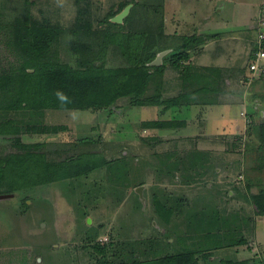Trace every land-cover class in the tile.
Wrapping results in <instances>:
<instances>
[{"label":"rangeland","instance_id":"obj_1","mask_svg":"<svg viewBox=\"0 0 264 264\" xmlns=\"http://www.w3.org/2000/svg\"><path fill=\"white\" fill-rule=\"evenodd\" d=\"M241 1L0 0V72L8 71L12 63L17 64L7 43L13 37L14 25L33 26L34 21L48 27L53 39L44 55L77 67L79 53L75 45H97V36L103 32L107 19L112 20L126 3L133 2L125 29L136 32L145 28L147 33L145 41L134 51L144 56L154 40L152 52L170 49L164 61L165 95L174 96L184 90L181 79L186 66H219L224 78L220 84L223 91L206 95L217 100L211 104L231 101L239 111L244 94L249 97L252 90H264V75L258 76L257 82L250 78L248 64L253 44L249 35L253 32L247 30L262 10L252 15V23L245 28L238 21ZM192 34L205 39L189 59L178 61L174 54L180 51L178 45ZM104 53L108 67L129 65L135 55H125L115 42ZM248 71L249 83L245 81ZM198 86L196 83L187 89ZM202 95H192L198 97V102L170 108L113 105L93 109L28 108L5 113L0 109V149L4 154L22 150L19 135V143L42 142V150L50 155L63 154L73 148L74 141L83 140L87 143L83 144L85 150L102 153L109 160L78 177L31 187L17 186L13 192L0 187V264H109L126 258L161 256L174 251L169 240L173 242L179 235H198L188 221L190 213L217 207L240 219L250 216L253 207L243 198L230 195L229 189L238 185L243 194L249 181L257 184L254 193L264 189V147L256 148L261 139L253 132L252 110L249 107L244 115L241 113L242 132L218 133L215 122L201 118L202 106L206 104L199 99ZM154 119H177L184 124L145 126L144 121ZM33 124L59 125L60 129L25 132ZM15 125L23 128L19 134L13 128ZM254 163L263 164L261 173L251 170ZM134 166H142L143 183L138 185ZM15 175L7 173V178ZM142 184L146 185L145 203L136 191ZM158 207L166 211L174 208L170 222L160 218ZM242 231L245 244L254 247L252 224L243 222ZM260 247L263 249L264 243ZM246 250L247 246L243 251L238 246L216 249L214 253L234 260L260 258Z\"/></svg>","mask_w":264,"mask_h":264},{"label":"trees","instance_id":"obj_2","mask_svg":"<svg viewBox=\"0 0 264 264\" xmlns=\"http://www.w3.org/2000/svg\"><path fill=\"white\" fill-rule=\"evenodd\" d=\"M133 2H128L126 5ZM22 25H14L13 37L7 40L9 50L14 54L17 64L12 63L8 71L0 72V109L5 112L21 109L51 108H107L116 106L164 105L165 108L184 103L198 102L193 94H203V103H216L215 98L206 93L223 91L220 84L224 81L221 67L205 65L202 67L186 66L182 72L183 91L174 96L165 95L164 71L166 60L161 65H150L157 53L152 52L154 41L148 46L147 53H136V46L145 41L146 29L136 32L125 29L124 22L118 23L107 19L103 32L97 36V45L93 42L83 46L75 45L79 53V64L73 67L67 62L44 55L53 39V32L33 21ZM163 25L160 26L162 28ZM101 33L103 36H101ZM204 37L192 34L185 36L178 45L175 56L178 61L189 59ZM112 42L117 43L125 55L135 53L129 65L108 67L105 64V50ZM166 49V48H165ZM102 51V52H101ZM193 68H197L193 70ZM196 83L199 86L195 89ZM192 85V86H191ZM147 127H178L184 124L177 119H154L144 121ZM261 145L264 147V120L258 125ZM59 125L33 124L25 132H57ZM19 134L23 128L15 125ZM33 130V131H32ZM22 149L17 153L4 154L0 149V187L2 191L13 192L15 187H31L69 177L89 174L93 170L109 163L102 153L87 151L83 140L73 142V148L67 151L47 154L42 150V142H20ZM73 150V151H72ZM60 151V150H59ZM136 183L141 184L142 166H134ZM7 173L16 174L7 178ZM138 173V174H137ZM140 174V176H139ZM1 191V192H2ZM254 206L257 216H264V189L246 196ZM159 216L170 222L174 208L162 210L158 207ZM226 215L220 209L193 212L188 215L189 223L195 227L198 235H179L172 245L173 252L161 256L146 258H126L109 264H262L260 258L234 260L220 258L214 250L227 246L246 243L243 234V222L250 225L252 217ZM195 237H198L196 242ZM192 239V241H188ZM197 243L195 244L194 241Z\"/></svg>","mask_w":264,"mask_h":264},{"label":"crops","instance_id":"obj_3","mask_svg":"<svg viewBox=\"0 0 264 264\" xmlns=\"http://www.w3.org/2000/svg\"><path fill=\"white\" fill-rule=\"evenodd\" d=\"M240 6L241 7L239 9L241 10V13H242L240 16L241 18H239L240 20H238L234 16H232V18L234 20L237 19L239 22H242L241 24L245 28H247L253 21L252 15L257 10H262L264 8V0H260L259 4H258V0H242L240 2ZM254 23L255 22H253L252 25H254ZM252 25H250L247 28V30H249L250 32H253L252 35H249V37L251 39L250 41L253 44L252 51H254L256 32L252 28ZM250 57L253 58V54H251ZM219 59H221V58H219ZM251 59H250V61H251ZM248 66H249V64H248ZM217 67H219V66H217ZM249 71L245 77V79H246L245 81H247V83H249L248 80H250V78H251V80L254 79V81L257 82V79H259L258 77L252 78V76H251L249 78ZM252 91H253L252 95L250 94L249 97H247V93H246V95L244 94V96L242 97L244 100L242 102V105L240 104V110L239 111L236 110V108H237L236 105H234L233 103L231 104V101H229L225 104H205L204 108L202 106L203 115H201V118H204V119L209 120V121L212 120V122H215L216 125L219 126L218 133H227L228 135L239 134L240 132H242V129L244 128L243 124L240 125L241 121H243V117L241 116V113L244 115L245 111L246 110L249 111V107H250L252 110L250 112L253 113V114L251 113V118L255 119V120L252 119V123L253 124L255 123L253 125V132L255 130L256 134H258V137H259L260 133L258 131L257 125L264 120V90H262L260 88V90H255V91L252 90ZM241 107L244 110H242ZM254 142L255 141H253V144H254ZM256 148H258V150H262L263 147L261 145V141L256 144ZM262 165L263 164H260V163H254L253 169L251 168V170L258 171L261 173V170L263 169ZM218 170H219V168H218ZM247 180H250V177ZM260 180L261 179L258 178V182ZM254 183H256V182H254ZM256 185L257 184H253L252 181H249L245 185L246 192L241 194L238 191L239 186L233 184V186L229 189V193H230V195H235L236 197L238 196V197L243 198L247 203L250 204V206H252L254 208L253 204L251 202H249V200H247L246 196L249 195L250 193H254V191H252V190L254 187H256ZM249 189H250V192H249ZM255 216L256 215H255L254 209H253L252 213L250 214V217H252V221H251L252 234H253L254 239H255L254 247H252L251 244H241V245H237V246H227V247L218 248V250H225V249H228L230 247H238L239 246L240 250L243 251L244 246H247L246 251H250L252 253L255 252L254 253L255 255H253V257H260L261 258V256H262L261 259L264 260V247H263V249H262V247H260L264 243V216H257L258 219ZM251 240L252 239H250V241ZM261 240H263L262 244H260ZM259 247H260V250H259ZM248 258H251V257H248ZM248 258H245V259H248ZM241 260H243V259H241Z\"/></svg>","mask_w":264,"mask_h":264},{"label":"built area","instance_id":"obj_4","mask_svg":"<svg viewBox=\"0 0 264 264\" xmlns=\"http://www.w3.org/2000/svg\"><path fill=\"white\" fill-rule=\"evenodd\" d=\"M252 28L256 32L253 58L249 62L252 78L264 75V8Z\"/></svg>","mask_w":264,"mask_h":264},{"label":"water","instance_id":"obj_5","mask_svg":"<svg viewBox=\"0 0 264 264\" xmlns=\"http://www.w3.org/2000/svg\"><path fill=\"white\" fill-rule=\"evenodd\" d=\"M131 7H132V3H129L128 5H126V7L121 12H119L118 14H116L112 18V21L118 22V23L124 22V18L129 14ZM169 51H170L169 48H166V49L159 51L157 53L156 57L151 62H149L148 64H150V65H161L164 61L165 55ZM145 186H146L145 184H142V185L137 186V188H136L137 193L143 199L144 203L146 202V197L144 196Z\"/></svg>","mask_w":264,"mask_h":264}]
</instances>
